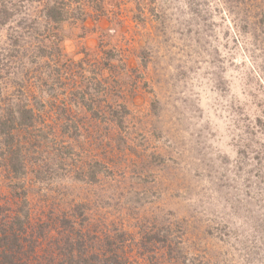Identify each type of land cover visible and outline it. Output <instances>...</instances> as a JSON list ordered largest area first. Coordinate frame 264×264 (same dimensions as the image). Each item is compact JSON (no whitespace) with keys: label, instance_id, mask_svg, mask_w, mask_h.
Here are the masks:
<instances>
[{"label":"rangeland","instance_id":"obj_1","mask_svg":"<svg viewBox=\"0 0 264 264\" xmlns=\"http://www.w3.org/2000/svg\"><path fill=\"white\" fill-rule=\"evenodd\" d=\"M102 5L83 0L82 19L42 40L49 67L25 46L23 70L0 68L1 96L23 92L45 131L37 158L68 148L59 169L40 162L24 181L0 160V207L25 191L35 230L56 238L68 220L98 241L121 235L127 264H264V0ZM92 84L98 116L67 100L59 114L68 89Z\"/></svg>","mask_w":264,"mask_h":264},{"label":"trees","instance_id":"obj_2","mask_svg":"<svg viewBox=\"0 0 264 264\" xmlns=\"http://www.w3.org/2000/svg\"><path fill=\"white\" fill-rule=\"evenodd\" d=\"M87 1L95 8L103 10V5L101 6L103 0ZM32 10H35V14L26 19ZM82 15H84L83 0H0V33L5 31L7 41L0 47V68L6 69V73H11V67L18 65L16 67L18 71L23 70L21 58H23L22 49L25 46L33 49L29 56L32 63L39 64L40 61L42 67H49L48 61L51 60L52 52L45 47L41 48L42 40L45 41L49 35L54 34L59 24L68 20L82 19ZM33 43L35 46H32ZM47 75L51 78L48 70L47 73L40 71L39 85H47L45 78H42ZM101 86V83L96 84V87L100 89ZM94 89L93 84L89 89L87 87L68 89L69 96L59 101L56 110L60 115L65 116L68 108L72 107L69 105L65 107L67 100L71 105L83 106L91 115L98 116L96 112L98 104L91 94H94ZM106 94L105 91L100 93V95ZM106 108L116 111L109 105ZM67 120L70 119L67 118ZM38 121L23 92L17 91L15 96L9 99L0 94V160L11 178L17 181H24L29 168L31 172L34 171V167H37L40 162L44 163L42 166L44 173L49 169L51 174L52 167L54 171L59 169L62 159L66 157L64 154L68 148L59 145L58 142V145H54L53 153L45 161L37 158L39 156L36 152L42 155L40 149L47 139L45 131L37 127ZM68 130L69 126L64 125L63 134ZM33 131L37 133L34 138L30 136ZM32 154L36 158L30 164ZM52 161L58 166H52ZM46 163L50 166H47L48 169L45 170ZM102 165L96 162L93 166L98 169ZM40 170L41 167L37 168L35 173L38 175ZM85 175V172L80 173L81 181L93 183L97 179L94 170L89 173L88 178ZM20 186H23L22 182ZM11 191L16 210L10 209L8 210L10 212L6 213V208L0 207V264H127V260L120 251L123 250L124 243L121 235L113 236L114 238L102 236V241H98L95 235L87 234L88 230L78 228L82 226L77 225L75 228L76 224L72 225L68 220L62 222L61 219L60 236L55 238L52 231L57 228L54 226L46 224L36 230L32 226L28 218L26 192L24 191L21 195L14 187ZM166 241L163 240V245ZM44 244L47 248L41 255Z\"/></svg>","mask_w":264,"mask_h":264}]
</instances>
